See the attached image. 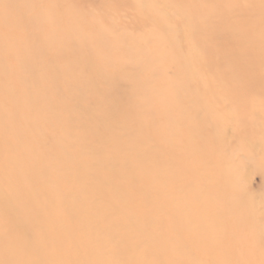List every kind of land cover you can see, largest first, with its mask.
Wrapping results in <instances>:
<instances>
[{"label": "rangeland", "instance_id": "1", "mask_svg": "<svg viewBox=\"0 0 264 264\" xmlns=\"http://www.w3.org/2000/svg\"><path fill=\"white\" fill-rule=\"evenodd\" d=\"M0 264H264V0H0Z\"/></svg>", "mask_w": 264, "mask_h": 264}]
</instances>
